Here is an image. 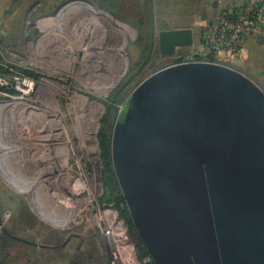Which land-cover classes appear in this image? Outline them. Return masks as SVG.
<instances>
[{"label": "water", "instance_id": "95a60500", "mask_svg": "<svg viewBox=\"0 0 264 264\" xmlns=\"http://www.w3.org/2000/svg\"><path fill=\"white\" fill-rule=\"evenodd\" d=\"M195 39L160 31L158 51ZM110 159L153 264H264V92L247 76L197 61L155 72L130 94Z\"/></svg>", "mask_w": 264, "mask_h": 264}, {"label": "rangeland", "instance_id": "374dc122", "mask_svg": "<svg viewBox=\"0 0 264 264\" xmlns=\"http://www.w3.org/2000/svg\"><path fill=\"white\" fill-rule=\"evenodd\" d=\"M190 2L186 6L184 2L176 1L175 5L182 4L184 10L177 7L172 10L166 0L163 3L154 2L152 18L133 20L109 18L89 3L77 4L64 0H0V94L10 96L3 98L0 95V102L21 97L14 85V79L23 75L21 71L29 72L35 77L33 93L26 97L23 103L13 106V111L9 108L10 112L2 113L0 128L1 125L5 127L11 122L23 130L21 137L27 130V139L35 141L33 154H37L44 144L48 145L50 133H58L61 128L67 127L73 149L62 139L59 143L50 141L51 147L44 151L52 154L54 148L65 149L67 165L75 173L77 171L74 169L72 159L73 155L77 154V158L81 159V173L84 175L81 179L84 185L80 195L82 199L76 203V207L75 203H67L71 205L68 208L74 207L76 214L73 218L77 219L61 228H52L48 223L50 221L44 220L35 209L40 205L38 200H42V192L37 196L36 194L43 188L37 185L38 187L31 193L17 189L16 185L10 182L13 181L11 177L15 178L13 169L22 166L23 173L26 174L34 167L28 162L11 165V159L20 161V155L19 153L12 157L11 154L7 155L5 163L9 168L0 170V264H107L108 256L104 253L99 255L93 246L94 238H101L95 226V216L90 212L92 207L96 206L101 213L104 209L115 210L116 216L125 226L126 238L131 240L130 229L120 217L118 210L104 207L100 203L103 194L102 165L100 152L94 145L95 141L99 144L98 137L103 133L112 134L130 94L142 81L162 68L170 66L176 55L189 54L187 50L190 48H187L177 49L174 55L176 57L162 56L158 51L157 33L162 28L186 25L192 18L196 21L198 15L202 13L201 1ZM61 11L65 12L58 20ZM187 13L193 15L191 20L186 17ZM119 24L131 30L132 35L122 36L117 31ZM150 43L152 49L145 58ZM120 49L122 53L119 55ZM122 58L126 60L125 73L106 94L102 95L101 87L109 84L105 83L107 79L105 76L120 71L118 59ZM143 58L147 61L136 76L135 82L112 102L111 98L124 76L132 66L138 67L143 64ZM109 63H114V66ZM217 64L235 69L224 62ZM255 84L264 92L263 83ZM86 99L98 102L102 106L96 108ZM48 124L49 127H53L48 129L46 126ZM29 127L31 130L28 131ZM93 127L96 128L95 132L92 131ZM6 137L12 136L6 133ZM0 140L5 145L11 144V141L7 143L1 137ZM31 143L33 142H29ZM73 150L76 152L71 155L70 151ZM22 160L25 158L22 157ZM2 166L5 167L6 164ZM41 168L42 166L36 164L37 170ZM16 179L18 178L14 181L17 182ZM50 180L52 179L48 178L45 181ZM56 181L58 184V180ZM71 182L74 183L75 180L72 179ZM76 185L78 187V184L71 186ZM59 189L60 193H63L61 187ZM66 193L65 197L70 199L71 192ZM51 213L46 212L47 215ZM69 216H73V212L62 214V217ZM99 219L104 221L102 218ZM105 223L114 231L120 226L116 223ZM133 249L136 252L134 245Z\"/></svg>", "mask_w": 264, "mask_h": 264}, {"label": "built area", "instance_id": "2783aa9c", "mask_svg": "<svg viewBox=\"0 0 264 264\" xmlns=\"http://www.w3.org/2000/svg\"><path fill=\"white\" fill-rule=\"evenodd\" d=\"M264 33V0H245L243 5L232 15L226 16L223 15L219 17L217 20L212 22L205 30L202 37V45L196 50H192L190 53V57L182 62L187 61H197V62H209L216 63L221 62L220 55L235 57L239 56L241 53L242 45L244 41L250 37H258L262 36ZM182 62L173 61L171 65L178 64ZM14 85L17 91L21 94V97H28L34 91L35 81L25 75L17 76L14 79ZM17 94V93H16ZM3 98L10 97L9 95L0 94ZM17 99V98H16ZM14 100V99H13ZM1 102H9L7 100ZM125 109H122V113ZM2 112H0V119ZM61 131V129L59 130ZM94 147H98L97 141ZM50 139L48 141V145L44 144L42 146L41 151H37L36 160L40 162H44L42 165L41 176H43L44 183L39 184L43 188L42 191H38L36 194L39 195L42 192V200L39 199L38 203L40 205L36 206V211L44 218V220L51 219V222H48L52 228L63 227L74 222L77 218H73L76 214L74 211V207H69L67 203H76L82 199L81 191L79 193L71 192V198L68 199L65 196L67 195L66 191L69 189H77V185L71 186L72 184L80 183L82 185V177H84L83 173H81V159L79 160L76 156L73 155L76 151H70L71 155H73V166L77 173L73 172V169L67 165V154L65 149H53V156L50 152H45L44 150L47 147H51ZM13 148V149H10ZM39 150V148H38ZM8 151V152H7ZM99 151V149H98ZM20 155V161L18 163L24 162L29 159L30 155L23 150V148L17 147V142L14 140L13 143L9 145H4L1 149L0 144V170L4 171L5 168H9L6 162V157L8 154H11V157L16 154ZM22 157L25 160H22ZM11 163V162H10ZM6 166H2L5 165ZM19 169H22L20 166ZM12 170V168H11ZM69 176V177H68ZM64 177H67V181ZM13 178V180L16 178ZM20 178V177H19ZM18 178V179H19ZM51 178L50 181H45L46 179ZM69 178V181H68ZM16 179V180H18ZM24 179V178H23ZM74 179L75 182L72 183L71 180ZM27 180V179H25ZM58 180V184L57 181ZM13 185H16L17 189H23V184L16 183V181H10ZM18 182V181H17ZM19 184V186H18ZM38 186H35V188ZM63 190V193H60V188ZM84 187V185H83ZM87 191V189L85 190ZM34 192V191H33ZM66 201V208L60 205L59 209L56 207L59 204V201L63 204V199ZM55 200H57L55 202ZM48 203L52 205L49 206ZM44 207L42 210L51 211V215H47L45 212L41 213L37 207ZM105 210V211H104ZM101 213L98 206L92 207L90 210L91 213L95 216V226L97 227L101 238L104 240V247H106L108 262L107 264H149L152 263L150 257H146L143 259H138L135 250L133 249V245L128 238H126V230H124L125 226L123 221L116 216L114 210L112 209H104ZM69 211L73 212V216L62 217V214H66ZM115 215V221H119L117 226H119V230L115 231L106 226L105 222L115 223L111 220L110 214ZM98 217V218H97ZM102 218L104 221H102ZM98 219V220H97ZM117 219V220H116ZM47 222V221H46ZM121 222V224H120ZM119 224V225H118ZM122 226V227H121ZM122 228V230L120 229ZM121 237V238H120Z\"/></svg>", "mask_w": 264, "mask_h": 264}, {"label": "crops", "instance_id": "0c3cea01", "mask_svg": "<svg viewBox=\"0 0 264 264\" xmlns=\"http://www.w3.org/2000/svg\"><path fill=\"white\" fill-rule=\"evenodd\" d=\"M64 1L74 2L77 4H83V3L93 4V6H95L100 11L105 13L106 14L105 16L109 18L133 19V20L152 18V11H153L152 4L154 2L156 3L164 2V0H64ZM166 1L170 3L169 7H171L172 10H174L175 7H177L178 9H183L182 4L175 5L176 1L184 2L187 6V3L192 0H176V1L166 0ZM197 1H201L200 7H202L201 8L202 13L198 15V18L196 21H195V18H192L193 15H190L187 13L188 15H186V17H188V20H191V18L192 20L190 22L187 21L186 25H176L174 27H170L166 29L162 28L158 31L160 32L164 30H176V29H185V28L192 29V31L196 35V39H195L194 46H192L190 50L185 49L189 51V53H191L192 50H196L199 48L203 34L206 28L212 22H214L215 20H217L219 17L223 15H227V16L232 15L243 5L245 0H197ZM168 9H166V11ZM185 11H181V12L184 13ZM167 18H168V15H167ZM176 56H172V57H176ZM176 58L174 61H176ZM220 60L221 62L229 64L230 66L235 68V70L244 74L253 82L255 83L261 82L264 84V69H261L262 67H264V35L258 36V37H250L246 39L242 45L241 53L239 56L228 57L222 54L220 55ZM8 112L10 111L8 110L2 111V113H5V114H7ZM1 118H2V115H1ZM15 128L17 127H15L14 124H6L5 127L1 125L0 137L3 138L7 143L11 141V144H12L14 140L16 141ZM6 133H8V135H11L12 137L7 138ZM0 144H1V149H2L5 144L2 143V140H0ZM33 146L34 144L32 143L29 144L28 142L22 139L17 142V147L23 148V150H25V152L30 155L28 160H27V155H26V160L24 162H28V164L30 166H33L34 169H31L29 173L26 172V174L23 173L22 169H15V170L13 169L12 170L13 176H15L16 178L20 177L24 179H29V178L41 176L42 170L41 169L37 170L36 164L37 166H42L44 162H40L36 160V155L33 154V152L35 151ZM13 163H18V162L13 160L12 158L11 165H13ZM94 239H95V243L93 246H94V249L96 250V253H99V255L104 253V255L107 256L106 254L107 251H106V247H104L103 238H94Z\"/></svg>", "mask_w": 264, "mask_h": 264}, {"label": "trees", "instance_id": "16d2710c", "mask_svg": "<svg viewBox=\"0 0 264 264\" xmlns=\"http://www.w3.org/2000/svg\"><path fill=\"white\" fill-rule=\"evenodd\" d=\"M227 16V15H226ZM151 37V36H150ZM150 42V40H149ZM202 42L200 43L199 47H201ZM152 49V43H150V47L147 49V54L145 55V58L148 57L150 54V51ZM159 54V53H158ZM190 57L189 54H178L176 58V62H182ZM145 58H143V64L140 66H132L128 73L124 76L123 80L121 81L120 85L116 89L114 95L111 98V101H115L117 96L121 94L124 89L128 88L132 83L135 82L136 76L138 75L139 71L142 70L144 67V64L146 63ZM136 67V68H135ZM23 75L35 78L33 74L21 71ZM128 106V103L125 106ZM110 107V106H109ZM124 114V112H123ZM123 114L119 116L118 121L122 120ZM99 142V148H100V159L102 163V176H103V194L100 198V203L104 207H113L116 208L119 212L120 217L127 223L130 233H131V241L136 249L138 259H143L146 257H149L146 249L143 247V244L137 235V232L131 222L129 213L127 211L124 199L122 197V194L119 190V186L117 184V181L114 176V172L112 169V164L110 160V144H111V135L110 134H102L98 137ZM153 264V263H149Z\"/></svg>", "mask_w": 264, "mask_h": 264}, {"label": "bare ground", "instance_id": "6f19581e", "mask_svg": "<svg viewBox=\"0 0 264 264\" xmlns=\"http://www.w3.org/2000/svg\"><path fill=\"white\" fill-rule=\"evenodd\" d=\"M88 8H90L89 6H87ZM91 9V8H90ZM89 10V9H88ZM92 10V9H91ZM64 12L65 11H61V12H59L60 14L58 15V20L60 19V17H62L63 16V14H64ZM92 12V11H91ZM93 14V13H92ZM96 14V13H95ZM117 28H119V30H117V31H119L120 32V34L122 35V36H126L127 34H129V35H132V31L131 30H129L128 28H126V27H123V26H120V24L117 26ZM124 39V38H123ZM122 47V46H121ZM121 54L122 53V49H120L119 51H118V54ZM119 54V55H120ZM113 61V60H112ZM116 62H117V60H116ZM91 63V62H90ZM89 63V64H90ZM118 63H119V65L121 66V69H120V71L118 72V73H112V75H110V76H105V78H107L106 79V81H105V83H109V84H107L106 86H104L103 85V87H101V88H99V89H101V91H103L101 94L102 95H104V94H106L107 92H108V90L110 89V87L111 86H113L117 81H118V79L120 78V76L125 72V68H126V60H124L123 58L122 59H118ZM109 64H112V63H109ZM107 65H108V63H107ZM106 65V66H107ZM113 66H114V63L112 64ZM92 66V65H91ZM107 67H109V65L107 66ZM118 68V67H117ZM95 70H96V68H95ZM110 70H112V69H110ZM97 72H98V70H96ZM95 71V75H97L96 72ZM106 71V70H105ZM104 71V72H105ZM108 73H109V71H108ZM89 74V73H88ZM90 74H91V72H90ZM102 74H103V72H102ZM94 75V74H93ZM93 75H91V76H93ZM94 75V76H95ZM115 75V76H114ZM117 75V76H116ZM103 76V75H102ZM95 77H97V76H95ZM98 77H99V75H98ZM104 77V76H103ZM112 77H114V78H112ZM94 78V77H93ZM100 78V77H99ZM102 79V78H101ZM109 80V82H107ZM95 81H96V79H95ZM94 81V82H95ZM102 81V80H101ZM97 82V81H96ZM100 82V81H99ZM104 83V84H105ZM95 85V84H94ZM96 86V85H95ZM98 87V86H97ZM96 88V87H95ZM98 89V90H99ZM97 90V89H96ZM96 90H94L95 92H96ZM100 93V92H99ZM25 99H26V97H20V98H17V99H14V100H11V101H9V102H0V112H2L3 110H10L9 108H11L12 109V107L13 106H17V105H19V103H23L24 101H25ZM86 101L87 102H90V103H92V105H94L96 108H99V107H101L102 105L101 104H99L98 102H93V101H88L87 99H86ZM85 101V102H86ZM97 110H99V109H97ZM12 111H13V109H12ZM18 111H20L21 112V110H18ZM19 112V113H20ZM99 112H100V110H99ZM59 114H60V116H61V113L59 112ZM5 119H6V117H5ZM5 121H7V119L5 120ZM9 124H12L11 122H8ZM7 123V124H8ZM47 127H48V129H50L51 127H53V126H51V127H49V124L48 125H46ZM17 127V126H16ZM29 130H31V127H29L28 128V131ZM55 130V129H54ZM79 130H80V128H79ZM22 131L23 130H21L20 129V127H17V128H15V136H16V142H18V141H20L21 139L22 140H24V141H26V142H33L32 144H34V140H28L27 139V135H26V131L23 133V135H22V137H21V133H22ZM92 131H96V128H94L93 127V129H92ZM93 132V133H94ZM28 134V133H27ZM29 135V134H28ZM62 139H64L65 141H63V142H65V143H68L70 146H71V149H73V147H72V143L70 142L71 141V137H70V134H69V131H68V128L66 127V128H61V131H59L58 133H50V141H52V142H54V143H59V142H62ZM84 148V145H83V143H82V145H81V149H83ZM10 149H13V148H10ZM8 152V151H7ZM65 178V180L67 181V177H64ZM14 181V180H13ZM12 181V182H13ZM22 182V184H23V189L24 190H26V191H29V192H33V190L35 189V186H37V185H39V184H41V183H44V180H43V176H38V177H34V178H29V179H27V180H24L23 178H19L18 179V182H16V183H21ZM84 188H83V185H81L80 186V183H79V185H78V187H77V189L76 190H74V189H69V191L70 192H73V193H79L81 190H83ZM63 199V198H62ZM57 200H55V202H56ZM47 204L49 205V206H51L52 204L51 203H48L47 202ZM65 204V206H63ZM60 205L61 206H63V208H66V201H64V199H63V204L59 201V204H57L56 205V207L59 209V207H60ZM44 207H42V206H38L37 207V209L39 210V211H43V212H47V210H42ZM110 218H111V220L113 221V222H115L116 224L118 223V221L116 222L115 221V215L112 213V214H110ZM48 220V219H47ZM117 220V219H116ZM48 221H50L51 222V219H49ZM119 225V224H118ZM121 238V237H120Z\"/></svg>", "mask_w": 264, "mask_h": 264}, {"label": "flooded vegetation", "instance_id": "af4514ba", "mask_svg": "<svg viewBox=\"0 0 264 264\" xmlns=\"http://www.w3.org/2000/svg\"><path fill=\"white\" fill-rule=\"evenodd\" d=\"M98 147H99V145H98ZM99 149V152H100V148H98ZM100 163H101V161H100ZM101 165H102V163H101ZM101 168H102V166H101ZM130 242L132 243V241L130 240ZM138 256V255H137Z\"/></svg>", "mask_w": 264, "mask_h": 264}]
</instances>
